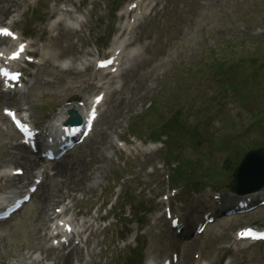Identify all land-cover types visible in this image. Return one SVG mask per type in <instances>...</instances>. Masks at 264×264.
<instances>
[{"label":"rangeland","instance_id":"rangeland-1","mask_svg":"<svg viewBox=\"0 0 264 264\" xmlns=\"http://www.w3.org/2000/svg\"><path fill=\"white\" fill-rule=\"evenodd\" d=\"M3 1L7 0H0V4ZM54 1L56 0H47L45 3V0H39V6L33 10V17L38 15L47 16L49 12H42L41 5L45 3L49 8ZM122 1L125 2V0H105L104 5L97 7L96 13H101L104 6L111 9L115 4ZM167 2L166 10L148 21L141 30L147 38L146 44L149 49L141 54V60L136 63L133 72L131 71L132 75L127 79L123 93L115 97L116 99L114 98L115 101L112 105L115 108L119 105L118 108L114 109L109 116L107 114L102 124L98 125L95 135L88 144L72 153L71 157L65 162L69 164L67 167H70V169L63 174H56V177L49 176V188L54 189V193L71 190L77 180V183H81L79 179L84 176L79 173L81 169L87 167L88 171L93 168V165H103L105 172L101 178V184L92 193L84 195V199H88L87 201L84 200L86 204L90 206L95 204L93 200L98 197L100 190H103L106 181L116 178V175H123V172L121 170L119 172V168L115 166L116 160H103L107 157V154L112 156L113 153V150H110V143L116 132L108 125L110 118L112 119L113 115L120 111V115H117L113 126L120 123L122 127L118 131H126L130 123H135L140 131V137L145 136L144 122L136 118L142 114L144 106L148 102L154 101L160 93L158 102L163 103L160 109V112L163 113V120L170 118L173 113L177 117V121H181L185 125V120L190 121L186 117L185 110L181 111V116L178 113V107L180 109L185 104V102H182L178 105V100L183 96L180 94L185 91L177 89L176 85L171 83L170 80L180 81L186 71L192 70L195 73V70L202 69L204 65L209 66L217 57L226 54L221 53V51L228 52V57L222 58L224 60L222 65L231 63L230 66L221 67L218 72L224 75L227 81V84H223L228 88L226 93L229 96L240 93V96L243 97L239 100L234 98L235 104L221 105L220 110L223 112L224 121L220 119L216 123L204 125L196 133L191 131L185 133V130L179 133L175 141L177 148V152L174 154L175 159L181 161L183 165L186 163L187 169L184 168L186 166L181 165V171L186 175L190 174L192 180L207 181L211 184L215 180L226 177L232 164L240 158L241 154L239 152L248 148L247 144L253 145L256 143L255 141H264V0H167ZM104 13L105 11L102 12L101 17L97 16L99 18L98 23L92 21V23H96L97 29H95L93 35L89 34L91 35L89 37L91 41L99 37L100 41L103 42L109 34L110 25L107 15L105 16ZM85 33L87 32L84 31ZM85 38L87 39L88 36L86 35ZM67 40L63 38L61 45L65 50L68 49L66 55H70L73 50L70 47V41ZM246 58L252 59V65L246 64ZM239 59H242V62L239 61L240 65H234L238 63ZM187 64H194L195 66L192 65L187 68L185 66ZM43 74L41 73L40 76H43ZM68 77L69 79L65 78L64 81H60L59 88L40 87L39 85L34 87L29 94L30 106L32 112H34L32 118L34 122H37V124L49 123V112L62 99L67 98L68 95H83L86 92L84 89L82 91L77 90L73 83V81H80L81 78ZM198 81H188L186 84L190 86L197 84ZM137 82L146 84L148 86L147 92L141 97L132 96L125 102ZM201 84L205 86L214 85L215 83L207 84L201 81ZM66 87L71 92H67ZM200 88L202 90V86ZM168 91L172 92L170 96L166 94ZM50 92L57 95L59 99L56 97V99L50 100L43 97V93ZM64 93L66 95L61 96ZM157 120H159V117ZM104 131H107L106 134L102 133ZM15 140V134L10 130L5 129L4 132H0V163L10 162L7 159L8 157L6 158V148L2 145L9 141L15 142ZM104 141L105 143H103ZM229 152H232V154H229ZM231 155L234 156L232 159ZM84 159L82 166L75 167L73 165L74 163L80 164L79 162ZM227 159H230L229 162H224ZM49 165L44 164L45 167ZM74 169L78 173L77 177L73 175ZM138 177L139 185H136L135 182L131 183V187L136 186L137 190L141 191L137 192L140 193L141 202L144 204L147 202L148 205L154 207L151 200L167 192L165 182L161 177H147L144 173L138 174ZM148 179L152 181L145 186L144 184ZM197 183L201 185L203 182ZM190 201L195 202L196 199ZM190 201L186 202L185 205ZM128 208L130 209V207ZM128 208L124 209L123 218L131 216ZM37 212V203L33 200L12 221L0 226V264L6 260H11L5 257L6 250L22 255L34 246L33 240L37 239L36 232L44 225L39 222L36 216ZM194 218L199 220L200 215L196 214L192 217V219ZM256 221L260 225L264 224V212L256 217L218 222L210 227L201 239L197 240L199 246L182 248L181 254L191 257L192 251L197 250L199 247L203 251L204 258L209 259V262H213L214 246L220 241H225L229 230ZM162 225L153 229L151 233L156 234V230H164L165 228ZM151 233H149L148 239L142 241L149 242L148 247H158L157 242L154 241L155 239L153 240L151 237ZM145 256L147 257L146 251ZM251 260L264 264V248L256 247L238 257L239 263Z\"/></svg>","mask_w":264,"mask_h":264},{"label":"bare ground","instance_id":"bare-ground-1","mask_svg":"<svg viewBox=\"0 0 264 264\" xmlns=\"http://www.w3.org/2000/svg\"><path fill=\"white\" fill-rule=\"evenodd\" d=\"M18 1V3H19V0H17ZM12 2H15L14 0H12ZM17 2H15V4H16ZM132 3H136L137 5H136V8L135 9H133L132 11H131V13H132V17H131V19H133V22L131 23L130 22V20L128 21V22H126L125 23V26H126V30H128V29H130L131 28V25H133V24H137V23H139V21L141 20V19H143L144 18V14H145V7H144V1H142V0H140V1H138V0H134V2H132ZM132 3H130L128 6H130ZM15 4H11L10 6H8V7H3V8H1L0 7V20H3V19H5V18H7L9 15H10V10L15 6ZM127 6V7H128ZM128 13V10L126 9L125 11H123L122 12V16H125L126 14ZM64 15L65 14H67V13H63ZM77 20H80L81 21V19H80V17H77ZM120 29H121V27H119ZM132 30V29H131ZM131 30H130V33L129 34H131ZM10 98H11V96H9ZM76 111H77V109L75 108V106H72ZM126 108H127V105H126ZM117 115H120V111H118L116 114H115V116H114V120H116L117 119ZM63 117H64V115H62V113H60L57 117H56V119L57 120H62L63 119ZM111 128H113V124L111 125ZM48 129L47 128H45L44 129V131L46 132ZM44 131H42L41 132V134H43L44 133ZM8 147H10V148H12V149H15V150H17V151H19L20 152V157L19 158H17V157H13L14 158V160H16V163H18V164H22V166H24L25 167V169H26V174H28L30 171L32 172L34 169H35V167H36V165L39 163L36 159H32V158H30L29 156H28V154H27V152L25 151V150H22L21 149V147H19L18 145H15V146H13V145H10V146H8ZM84 161H85V159L84 160H82V161H80L79 163L80 164H76V163H74L73 165H75V167H77V166H82L83 165V163H84ZM63 162L62 163H60V164H58L57 163V165L58 166H56V167H54V173L55 174H63L65 171H67L68 169H70V167H67V165L66 164H63ZM66 165V166H65ZM69 166V165H68ZM87 167H85V168H83V169H81V171H79V173L80 174H82V175H85L86 176V179H91V176L92 175H94L95 177H93L92 179H93V181H95V183H97L98 182V180H97V178L99 177V175L98 174H103V172H104V168L103 167H98V166H95L94 167V169H93V172H92V174H91V176L90 177H88L87 178ZM73 172H74V177H77L78 176V173L76 172V169H74L73 170ZM96 173H98V174H96ZM96 174V175H95ZM29 177H32V174L31 175H29ZM33 177H35V176H33ZM85 178H83V177H80V179H79V182H82L83 180H84ZM13 180H17V181H19V178L17 177V178H15V179H13ZM78 181V180H77ZM77 181L76 182H74V186H73V188H72V190H70V191H72L71 193H69V192H67L68 194H66V195H56V196H51L48 192H46L45 190H43V185L41 184L40 185V188H41V190H42V193L39 195V197H38V199H39V202H41V204H42V207H41V209H40V216H44V217H47V213L50 211V210H52L53 209V206H56V207H59V205L58 204H62V199L61 198H64V199H76L77 197H78V195L77 194H83L84 193V191H86V192H88V191H91V189H92V187H93V184H90L91 185V188H89L90 187V185H88V183L85 185V184H81V183H77ZM20 182V181H19ZM83 183V182H82ZM74 192L76 193V194H74ZM64 209H66V210H69L70 208L67 206V205H65V207H64ZM194 210V208L192 207V206H190L189 207V209H188V212H189V214L192 212ZM188 215V214H187ZM96 221V220H95ZM92 224H90V221H86L84 224H83V226H82V228H83V230H82V233L81 234H79L77 237H78V239H79V243H78V245H75V246H73L70 250H67V253H66V257H69L70 259H73L74 260V258L76 259V261L78 262L80 259H82V261H81V263H83V257L81 256V252H82V248H83V246L84 245H86L87 246V248H88V253H90V252H92L89 248V244H88V240L86 241V242H84V244H83V241H84V237H83V234H85L86 232H88V231H91V233H93V231L91 230V228H92ZM83 245V246H82ZM60 248V247H59ZM42 251H43V249H42ZM187 259V258H186ZM67 263V260H66V262H65V264ZM184 263H185V259H184ZM187 263H190V259H188L187 260ZM10 264H15V263H10ZM17 264H29V263H27V262H24L23 260H20ZM32 264H37V263H32Z\"/></svg>","mask_w":264,"mask_h":264},{"label":"snow or ice","instance_id":"snow-or-ice-1","mask_svg":"<svg viewBox=\"0 0 264 264\" xmlns=\"http://www.w3.org/2000/svg\"><path fill=\"white\" fill-rule=\"evenodd\" d=\"M0 36H10L12 38H15L14 34L11 33L9 30L7 29H4V28H0ZM24 45L21 44L20 47H19V50L16 51L15 53H13L12 55V59H18L19 56L21 55V53L24 52ZM107 63H111V61H108ZM101 66H105V62H102ZM6 77L10 78V79H13V80H18L19 79V74H9L7 72L3 73ZM100 98H98L99 100ZM9 115H11L14 119H15V113H12V112H9L8 113ZM17 124L18 126H20V122L17 121ZM25 131H28L27 128H24ZM69 231H71V229L69 228ZM242 235V238H244V235L245 234H241ZM247 236L251 237V238H256V239H264V233H261V234H256V233H253V232H249L247 234Z\"/></svg>","mask_w":264,"mask_h":264}]
</instances>
